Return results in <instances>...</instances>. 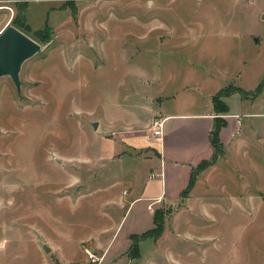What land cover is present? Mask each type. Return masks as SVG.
Returning a JSON list of instances; mask_svg holds the SVG:
<instances>
[{"label": "rangeland", "instance_id": "1", "mask_svg": "<svg viewBox=\"0 0 264 264\" xmlns=\"http://www.w3.org/2000/svg\"><path fill=\"white\" fill-rule=\"evenodd\" d=\"M148 1L0 0V31L11 24L44 39L22 64L19 89L0 77V264H264L261 115L243 117L231 147L172 204L128 209L119 152L123 138L152 133L158 74L175 90L224 60L213 44L201 47L200 21L220 28L249 14L246 29L263 39L229 55L245 54L241 79L256 86L264 0H181L155 10ZM248 98L263 113L264 88ZM154 213L162 225L140 238Z\"/></svg>", "mask_w": 264, "mask_h": 264}, {"label": "crops", "instance_id": "2", "mask_svg": "<svg viewBox=\"0 0 264 264\" xmlns=\"http://www.w3.org/2000/svg\"><path fill=\"white\" fill-rule=\"evenodd\" d=\"M176 1L181 0H149L148 8L155 10L162 3L172 5ZM194 1L196 2V0ZM242 2L253 4L254 0H242ZM260 12L263 19V4L259 7L258 13ZM248 17L249 14L245 15L241 12L238 24H230L220 28L207 27L203 21H200L201 30L196 31V33L200 36L197 39L201 47L206 49L209 44H213V48L221 49L219 54L221 58H224L222 62L219 61L220 64L205 69L206 71L202 73L205 77H200L195 83H187L172 90L168 88V83L158 74V78L155 80L158 84L159 95L161 94L162 98L158 100L152 110L158 115L155 119L162 121L161 137L156 139L152 133L142 132L138 136L123 138L120 144L122 147L119 152L122 153L120 157L123 182L129 187L128 191L130 192L127 195H131V199H128L129 204L126 205L128 209H133L139 202H146L147 208L148 205L155 206L161 202L172 204L180 200L182 198L181 193L189 183L192 171L202 161L209 160L212 156L209 133L214 118L219 117L214 110L212 96L229 83L243 91H252L264 78L262 76L256 86L250 88V85L244 84L246 79H241L245 77L244 73L242 74L243 68L246 66L245 54L238 59L236 58L235 61H230L229 52L232 48L251 50V42L257 45L259 40L263 39V33L259 34L255 30L246 29ZM148 18L153 20L155 16L148 14ZM173 30L175 29H169V33L173 34ZM254 35L257 37H253ZM163 39H165L164 35ZM158 40L163 41L159 36L155 42ZM184 90L186 92L183 93ZM189 90H194L199 94L202 92L203 98L199 100L198 106L195 104L196 99L190 98L192 91ZM222 100L228 109L222 115L225 125L219 131V138L224 149L227 150L231 147V139L236 134V130H239L238 134L241 132V127L238 126L237 121L240 120L242 126L243 117L254 118L256 115L263 117L264 147V110L263 113H258L256 110L252 111L254 104L252 98L242 96L238 92L224 96ZM232 101L236 104L235 108L231 106ZM252 120L256 121V119ZM136 151H138L137 154ZM143 209V206H139V212Z\"/></svg>", "mask_w": 264, "mask_h": 264}, {"label": "water", "instance_id": "3", "mask_svg": "<svg viewBox=\"0 0 264 264\" xmlns=\"http://www.w3.org/2000/svg\"><path fill=\"white\" fill-rule=\"evenodd\" d=\"M41 49L40 44L13 25L0 31V77L9 76L16 89L21 86L19 73L22 64ZM96 122L92 126L96 127ZM45 252L49 247L43 245Z\"/></svg>", "mask_w": 264, "mask_h": 264}, {"label": "trees", "instance_id": "4", "mask_svg": "<svg viewBox=\"0 0 264 264\" xmlns=\"http://www.w3.org/2000/svg\"><path fill=\"white\" fill-rule=\"evenodd\" d=\"M16 21L19 22L20 20L17 18L15 20V22ZM20 30L22 32L26 33L22 29H20ZM33 39L38 41V42H41L42 40H44L43 38H41L39 36H35ZM263 88H264V78L257 84L255 89H253L252 91H249V92L243 91L237 87H234V90H231V91H225L224 89H222V90L218 91L215 95L212 96V103H213L214 110L217 114H219L221 112L226 113L228 111L227 106L225 105V103L221 99L224 96L238 92L242 96L254 97V96H257L258 94H260L263 91ZM224 125H225V121L222 117L217 116L214 118L213 126H212L210 133H209L210 143L212 146V156L209 160L202 161L192 171L189 183H188L187 187L185 188V190H183V192L181 193V196H184L192 188L194 180L196 178L195 176L197 175V173L199 171H201L202 169H204L206 166L215 163L218 160V158L223 154V144L221 143L220 138H219V131ZM159 217H160L159 213H154V215H153L154 227L152 229H148L145 232H143L141 234L140 238H144L145 236H150V234L153 233L154 229H159L158 227L162 225L161 222L163 220L162 218H159Z\"/></svg>", "mask_w": 264, "mask_h": 264}, {"label": "built area", "instance_id": "5", "mask_svg": "<svg viewBox=\"0 0 264 264\" xmlns=\"http://www.w3.org/2000/svg\"><path fill=\"white\" fill-rule=\"evenodd\" d=\"M237 124H238V126H240L241 121L238 120ZM151 131H152V135L154 136V138L159 139L161 137V134H162V121L155 119L153 121V126H152ZM236 133H239L238 129L236 130Z\"/></svg>", "mask_w": 264, "mask_h": 264}]
</instances>
